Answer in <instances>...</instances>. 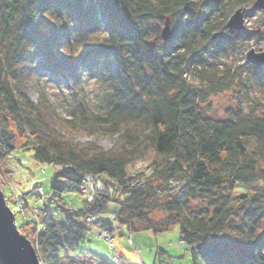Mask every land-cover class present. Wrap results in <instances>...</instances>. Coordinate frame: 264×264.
<instances>
[{"label":"trees","instance_id":"1","mask_svg":"<svg viewBox=\"0 0 264 264\" xmlns=\"http://www.w3.org/2000/svg\"><path fill=\"white\" fill-rule=\"evenodd\" d=\"M212 3L216 1L0 0V43L4 44L0 156L30 145L39 162L70 164L81 172L122 177L131 162L153 152L158 158L154 173L164 183L178 179V189L164 209L176 214L174 222L188 240L192 264H264V242L253 239L259 219L251 220L239 244L221 236L234 213L227 192L235 185L258 192L264 188V115L238 110L232 118L216 120L198 109V103L210 93L224 90L232 82L230 69L221 70L208 61L214 56L193 52L196 38L215 42L212 35L220 27L211 18L200 17ZM166 17L177 23L180 34L176 43H159L156 26L149 24ZM101 25L107 34L103 43L95 42L93 47L90 35ZM64 40L82 45L83 56L72 60L63 56L60 47ZM225 44L229 43L212 46L216 50ZM97 58L102 69L112 72L110 99L95 112L97 120L89 121L87 105H76L74 117L66 125L87 133L95 123L106 124L109 133L118 134L116 144L108 150L90 142H73L72 132L61 134L40 101L33 104L26 94V83L33 76L57 72L74 77ZM186 72L198 75L207 88L201 90L188 82L182 76ZM77 182L74 170L64 167L50 187L54 191L76 189ZM152 186L147 181L127 191L121 213L131 214L136 202L148 199ZM196 193L217 195L211 213L203 208L188 209L187 199ZM104 204V199L95 200L90 210L83 211H99ZM61 208L65 217L57 220L51 207L46 203L42 207L39 253L49 264L59 263L57 251L64 243L60 232L68 237L74 234L75 241L81 237L82 224L77 225L76 234L70 216L63 205Z\"/></svg>","mask_w":264,"mask_h":264},{"label":"rangeland","instance_id":"2","mask_svg":"<svg viewBox=\"0 0 264 264\" xmlns=\"http://www.w3.org/2000/svg\"><path fill=\"white\" fill-rule=\"evenodd\" d=\"M215 1L216 4L212 3L208 12L200 15L201 18L204 15L206 19L211 18L220 27L213 32L212 40L215 42H200L196 38L193 52L200 51L214 56L213 59L208 57V61L221 70L230 69L229 77L232 82L228 88L210 93L205 101L198 103V109L205 116L216 120L232 118L238 110L264 115V65L246 57L250 48L264 51V9H251L254 0ZM238 8H245L243 27L230 32L226 22ZM168 19L173 34L172 42L163 40L160 34L165 18L149 23L153 28L156 26L161 41L159 43L162 44L176 43V37L180 34L175 19ZM106 34L105 26H99L90 35L92 46L103 43L102 39ZM1 35L2 27L0 39ZM216 42L229 44L221 45L215 50L212 45ZM3 46L0 43V61L4 58ZM84 50L82 45L70 40H64L60 47L61 54L70 60L82 57ZM101 64V59L94 60L88 69L82 67L74 77L63 76L57 72L40 77L33 76L26 83V94L31 103L39 104L40 101L47 113L56 120V127L61 130V134L72 132L73 142H90L108 150L116 144L118 134L109 133L106 124L95 123L87 133L66 125L70 123L68 120L73 119V108L78 104L88 106L89 121L92 118L97 120L95 112L107 105L113 88L112 72L102 69ZM182 76L201 90L207 88L198 75H188L186 72ZM62 120L66 123L62 124ZM29 146L6 151L0 156V190L6 205L13 212L17 230L22 234L25 232L24 235L34 247L40 264H49L39 253L38 242L43 228L41 215L45 203L52 208L57 220L65 217L61 208L63 205L66 214L70 216V226L76 234L77 225L82 224L81 237L77 241L72 233L70 237L73 240L65 231L59 233L64 243L57 251L58 264H192L188 240L179 233L178 222H174L177 219L176 214L164 209V204L174 197L173 193L178 189L175 188L178 179L170 178L168 184V181L164 183L158 173H154L157 166L155 160L158 158L153 152L131 162L122 177H111L105 173L81 172L70 164L39 162L33 157ZM64 167L74 170L78 179L77 188L54 191L50 184ZM81 178L89 186L92 184L90 190L87 187L80 190ZM147 181L149 184L153 183L150 190L152 195L148 194V199L136 202L131 214L121 213L127 191L143 186ZM227 193L230 199L228 204L233 207L234 213L221 232L222 238L239 244L241 233H247L251 220L259 219L253 239L255 242H264V188L262 192H258L251 187L244 189L235 185ZM244 195L246 199L242 197ZM99 199L105 200L101 210L86 213L83 211L90 210V204ZM215 199L217 195L196 193L188 197V209L196 212L203 208L211 213L215 207L212 204ZM33 209H36L35 218L32 216Z\"/></svg>","mask_w":264,"mask_h":264},{"label":"water","instance_id":"3","mask_svg":"<svg viewBox=\"0 0 264 264\" xmlns=\"http://www.w3.org/2000/svg\"><path fill=\"white\" fill-rule=\"evenodd\" d=\"M251 9L263 8L264 0H254ZM245 8H238L230 15L226 22L229 31L239 30L243 27V12ZM168 17L165 18L161 29V37L172 42L173 34L169 28ZM249 60L264 65V51H255L250 48L246 53ZM0 264H40L36 251L30 240L20 233L14 223V215L6 205L0 190Z\"/></svg>","mask_w":264,"mask_h":264},{"label":"built area","instance_id":"4","mask_svg":"<svg viewBox=\"0 0 264 264\" xmlns=\"http://www.w3.org/2000/svg\"><path fill=\"white\" fill-rule=\"evenodd\" d=\"M54 174H56L55 171H54ZM91 186H92V184L89 186V184H87L86 180L84 178L83 179L81 178V183H80V190L81 191H83V189H85L86 187H87V190H90ZM17 189H18V191H20L19 188H17ZM39 190H40V192H42L40 188H39ZM87 194H89V191H87ZM32 216H34V218L36 217V209H33Z\"/></svg>","mask_w":264,"mask_h":264}]
</instances>
